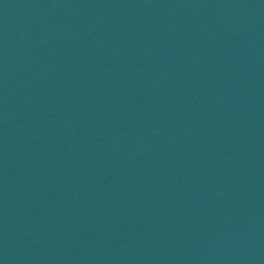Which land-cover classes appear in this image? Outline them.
Returning <instances> with one entry per match:
<instances>
[{"label": "water", "instance_id": "95a60500", "mask_svg": "<svg viewBox=\"0 0 264 264\" xmlns=\"http://www.w3.org/2000/svg\"><path fill=\"white\" fill-rule=\"evenodd\" d=\"M0 264H264V0H0Z\"/></svg>", "mask_w": 264, "mask_h": 264}]
</instances>
